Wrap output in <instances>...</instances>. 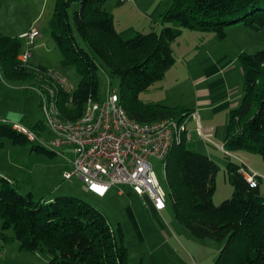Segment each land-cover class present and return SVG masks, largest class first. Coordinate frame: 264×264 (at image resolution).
Returning a JSON list of instances; mask_svg holds the SVG:
<instances>
[{"label": "trees", "instance_id": "1", "mask_svg": "<svg viewBox=\"0 0 264 264\" xmlns=\"http://www.w3.org/2000/svg\"><path fill=\"white\" fill-rule=\"evenodd\" d=\"M106 1L57 0L51 33L62 52L63 65H75L81 75L73 93H60V109L73 120L82 115L88 100L102 99L100 71L104 69L120 79V99L131 118L142 123L168 118L186 121L194 113L188 107L139 99L142 91L163 79L176 64L173 43L184 29L203 35L215 31L224 39L225 26L232 23L264 28V0H174L163 16L161 31H137L125 39L104 8ZM21 51L19 37L0 33V80L38 82L45 76L48 68L25 64L19 59ZM241 62L244 95L241 104L230 111L224 148L227 153L255 151L264 158V48L243 53ZM40 125L41 121L25 126L40 135L36 130ZM1 138L16 145L33 143L34 151L49 157L57 154L42 143L35 144L36 140H30L9 120L0 119ZM186 141L173 145L165 160L177 220L194 236L221 242L214 264H264L260 176L252 185L244 172L246 164L230 159L227 173L234 192L216 204L213 196L219 165L206 153L187 149ZM0 219L4 240L17 239L22 251L47 252V264H129L122 225L113 226L104 211L78 196L36 198L33 191L23 192L14 179L1 175ZM11 228L13 237L6 233Z\"/></svg>", "mask_w": 264, "mask_h": 264}, {"label": "rangeland", "instance_id": "2", "mask_svg": "<svg viewBox=\"0 0 264 264\" xmlns=\"http://www.w3.org/2000/svg\"><path fill=\"white\" fill-rule=\"evenodd\" d=\"M173 2L174 0H107L104 8L113 15L120 34L128 39L137 31L146 33L153 29L161 31L163 16L172 7ZM56 4L57 0H0V33L19 37L22 42V53L27 48L26 39L20 34L37 26L40 35L36 40V46L31 50L29 63L36 67L44 66L55 70L76 89L81 80L79 70L75 65H63L62 52L51 33ZM225 32L227 36L221 39L215 31L203 35V32L184 29L173 43L176 64L166 71L163 79L156 81L148 90L142 91L139 99L144 103L163 102L171 107L194 106L198 98L193 77L200 75L201 70L198 67L202 60L207 65L212 59L219 62L221 70L215 79L221 78L225 81L221 88L216 90L217 94L232 95L241 102L244 93L241 55L255 53L264 48V28L256 30L238 22L225 26ZM36 82V79L25 83L14 82L7 78L4 79V83L0 81V86L8 88L7 91L0 89V119L10 118L14 124L27 126L36 125L41 121L36 130L46 140H50L52 135L45 127L40 100L36 93L26 91L27 85ZM112 88L120 91V79L101 69L102 98H107ZM208 117L206 119L212 122L213 120H210L212 115L209 114ZM226 119L227 113L225 114L223 110L218 117L216 116L220 133L227 123ZM190 128L192 123L188 129L193 131V128ZM202 137L207 140L205 136ZM214 140L221 142L219 137ZM196 142L189 140L185 145L187 149L197 151ZM39 143L40 140L36 139L35 144ZM212 147L215 148V152H212L213 157L219 165L216 174L217 189L213 196L216 204L230 198L234 192L227 173V163L230 159L245 162L248 167L261 172L258 175L261 176L259 179L264 194V158L260 153L239 150L229 156L218 145ZM56 151L55 156L49 157L34 151L33 143L16 145L8 138H1L0 176H10L16 181L19 190L33 191L36 198L49 199L52 195L58 194L75 195L104 211L113 226L121 224L123 227L125 243L129 248V264H138L142 257L146 259L144 264H177L178 256L183 260L187 257L190 264H214L222 244L215 239L194 236L177 220L168 188L165 161L151 158L159 181L169 195L165 217H159L149 214L145 197L129 193L131 191L127 186L121 187L125 189L123 195L117 193L120 186H114L107 197L97 198L91 192L83 190V183L77 177L65 179L64 173L72 170L71 161L74 154L69 150H66L68 155L62 154L60 149ZM1 224L0 219V232ZM181 231L185 234L182 235ZM6 233L10 237L14 236L12 228ZM166 234L171 236V239H168ZM172 243L176 250H173ZM49 259L50 255L47 252L22 251L17 239L4 240L0 234V264H47Z\"/></svg>", "mask_w": 264, "mask_h": 264}, {"label": "built area", "instance_id": "3", "mask_svg": "<svg viewBox=\"0 0 264 264\" xmlns=\"http://www.w3.org/2000/svg\"><path fill=\"white\" fill-rule=\"evenodd\" d=\"M39 35L37 26L23 35L27 50L19 59L25 64L29 63ZM39 80L27 88L38 96L52 138L46 140L24 124H15V127L30 140L39 139L40 143L60 149L63 154V149L74 154L72 170L64 173L65 179L77 177L85 190L101 197L113 186H127L137 195L147 197L155 210L166 209L168 193L159 181L151 158L165 161L173 145L191 139L186 121L168 118L139 122L130 117L116 88L110 90L107 98L88 100L82 115L73 120L65 117L59 106L60 93L71 94L75 90L70 82L51 68ZM192 117L198 120L197 130L205 136L198 112ZM207 141L212 142L208 138ZM219 148L225 152L224 145ZM246 166L245 175L256 185L259 173Z\"/></svg>", "mask_w": 264, "mask_h": 264}, {"label": "crops", "instance_id": "4", "mask_svg": "<svg viewBox=\"0 0 264 264\" xmlns=\"http://www.w3.org/2000/svg\"><path fill=\"white\" fill-rule=\"evenodd\" d=\"M24 33L25 32L20 34V35H22L23 38H25L23 36ZM210 58L211 57L209 56V59ZM198 69L201 70L200 75L193 77L194 88H196L195 93H196L198 99H197V102L194 106L188 107V108L192 109L193 112H195V111L198 112L203 134L205 135L206 138L212 140V142L205 140L201 135H199L198 131L196 130L197 129L196 118L189 117L186 120V124H187V127H189L190 124L192 123L193 129L192 128H190V129H192L193 131H191V139L190 140L191 141H194V140L197 141L195 143L196 144L195 146L197 148L196 150L197 151L200 150V152H204L207 155H209L210 157L215 158V157H213V154H212V152H215V148H213L212 146L218 145V147H219L221 145H224L225 138H226L227 133H228L230 111L232 109L238 107L241 104V102H240L239 98L234 97L232 95H228V94L219 95V94H217L218 91H216V90H219L221 88V85L223 83H225V81H223V79H221V78L215 79V77H217V75L221 72V70L219 69V62L218 61L211 59V62H209L207 65H205L204 61L202 60L199 63ZM0 81H2V83H4V80H0ZM0 89L7 91L8 88L6 89L3 86H0ZM243 95H244V93H243ZM242 99H243V97H242ZM222 110L224 111L225 114L227 113V119H226L227 123H225V125L223 126V131L220 133L218 131L219 126H217V124H219V123H217L216 116L218 117ZM209 114L212 115V118L210 117V120L211 119L213 120L212 122H209L208 121L209 119H206V118H209L208 117ZM2 119L3 120H9V121L13 120V119L6 118V117L5 118L3 117ZM194 128H196V129H194ZM216 137H219L221 142L215 141L214 138H216ZM187 141H189V140H187ZM187 141H186V143H187ZM66 155H68V154H66ZM249 169H252L258 173H261L258 169H254L250 166H249ZM113 187L103 197L96 195L92 192L91 193L94 194L97 198H105L111 192ZM83 190L86 192H89V191L84 189V186H83ZM130 191L131 192H129V193H135L131 189H130ZM117 193L123 195V194H125V189L120 187L117 189ZM137 196H139V195H137ZM53 197H54V195H52L49 199H51ZM144 200H145V202L147 201L146 206H147V209H148L147 211L149 214H154V215L159 216V217H165L164 214H165L167 208L162 210V211H157L149 203V199L147 197H145ZM181 234L184 235L185 233H183L181 231ZM167 237H168V239H171V236L167 235ZM173 238L176 239V237H173ZM142 241H143V243L145 242L143 237H142ZM177 243L178 242L176 240V244ZM173 246H174V244H173ZM176 249L177 248L174 246L173 250H176ZM178 258H179V261H177V264H190L189 259L187 257H185L184 260L180 256H178ZM145 260H146L145 257H142L139 260L138 264H144ZM170 264H174V263H170Z\"/></svg>", "mask_w": 264, "mask_h": 264}]
</instances>
